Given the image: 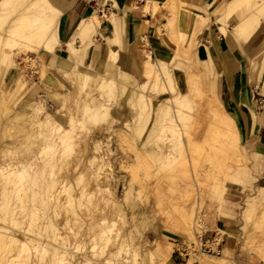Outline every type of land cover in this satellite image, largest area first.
Masks as SVG:
<instances>
[{
    "label": "rangeland",
    "instance_id": "obj_1",
    "mask_svg": "<svg viewBox=\"0 0 264 264\" xmlns=\"http://www.w3.org/2000/svg\"><path fill=\"white\" fill-rule=\"evenodd\" d=\"M246 10L241 6L233 15ZM16 12H10L2 20L5 24L0 30L18 16ZM97 33L92 32L89 47ZM108 41L115 45L110 38ZM10 46L6 45V49L15 52V66L6 69L0 61V165L5 172L0 174V200L13 204H7L13 214L21 211L15 221L8 223L10 231L21 239L23 232L42 230L50 218L55 225L52 229L57 227L58 231L55 236L54 230L48 229L49 240L56 244L57 238L67 239V246L58 250L64 254V264H216L210 255H222L226 246L231 247L224 264H264V158L240 139L234 120L220 105L211 77L193 74L202 93L190 92L188 77L193 67L199 65L193 58L194 40L182 46L184 56H176V50L169 61L153 59L147 53V58L150 56L160 63L162 73L157 81L148 75L147 58L121 43L111 48L117 50L116 55H111L110 49L109 60L100 67L86 58L87 49L77 67L72 61L74 67L63 72L59 80L52 77L56 85L51 87L43 83L44 67L38 63V52H29L19 44ZM85 74L90 77L86 81ZM147 96L152 98L154 113L137 141L130 122L138 108H148ZM168 98H173L176 104L172 112L181 110L185 118V122L183 118L179 121L184 122L182 131L191 134L200 147L191 153L180 152L176 144L179 149L175 148L170 158L152 161L144 150L145 143L154 125L155 111ZM215 105L230 119L234 135L223 136L214 129L215 141L209 144L205 138L211 119L215 118L212 111ZM39 106L43 109L38 110ZM46 111L64 128L72 124L71 117L77 121L65 142L52 143L56 133L39 127L37 122L44 119ZM10 121L15 124L13 139L4 129ZM151 138L163 142L161 133L160 136L153 133ZM162 147L165 149L164 144ZM37 154L41 161L33 159ZM92 162L95 163L91 165ZM97 164L102 168L100 178L93 171ZM16 166L24 167L22 177L10 172ZM20 189L21 194L26 191L27 194L20 197L17 191ZM30 200H40L47 214L42 215L41 211L29 221L24 215L30 209ZM184 212L191 213L188 229L184 225ZM218 219L220 229L210 231V220ZM101 229L110 233L105 230L103 234ZM215 234L222 241L219 254H209L197 247L200 236L211 238ZM9 243H0V258H3L0 264H48L54 259L51 246L45 252H38L32 246L28 251L25 246ZM168 244L172 253L165 260L164 254L156 250L159 245L166 249Z\"/></svg>",
    "mask_w": 264,
    "mask_h": 264
},
{
    "label": "crops",
    "instance_id": "obj_2",
    "mask_svg": "<svg viewBox=\"0 0 264 264\" xmlns=\"http://www.w3.org/2000/svg\"><path fill=\"white\" fill-rule=\"evenodd\" d=\"M228 1L56 0L54 4L61 11V44L55 52L40 49L37 53L42 60L38 59V63L44 67L43 83L48 87L56 85L52 77L59 80L63 72L73 68L72 61L80 60L78 54L68 51L66 43L73 38L78 23L95 13L100 17V26L93 44L81 47V41L77 39L75 45L83 55L88 49L86 58L99 67L101 63L106 64L110 49L117 46L108 41L110 38L114 44L116 29L119 30V42L121 38L122 44L132 47L145 59L149 52L153 59L169 61L175 54L176 43L186 46L194 40L193 58L199 65L193 67L192 74L213 79L220 105L234 120L240 139L264 158V104H259V99L264 97V19L244 40L234 32V27L247 12L242 11L227 20L228 33L223 34L217 18ZM177 31L182 34L179 42ZM92 36L91 33L90 38ZM209 225L210 231L221 226L219 219L216 222L210 220ZM230 247L226 246L220 256L210 255L226 256L223 262L216 264H224Z\"/></svg>",
    "mask_w": 264,
    "mask_h": 264
},
{
    "label": "bare ground",
    "instance_id": "obj_3",
    "mask_svg": "<svg viewBox=\"0 0 264 264\" xmlns=\"http://www.w3.org/2000/svg\"><path fill=\"white\" fill-rule=\"evenodd\" d=\"M241 6H245L247 8V12H246V14H243V16L241 17V21L239 22V24L234 27V32L240 38L246 40L247 38H249L255 32V30L259 26L260 22L262 21V19H264V0H229L227 2V4L225 5L224 9L222 10L221 15L220 16L218 15L217 20L219 22H221L220 25H221L222 33L223 34H227L228 33L227 32V28H226L227 24L225 22L230 16H233V13ZM14 10H17L16 13L18 14V16L17 17L14 16L15 18L12 21L8 22L7 27L5 28L3 26L5 29L0 30V61L3 64L6 65V69H9L12 66H15V64H16L15 60L13 58V55L15 54V52H12L11 48H10L11 50H7L6 49V45H10L11 44V46H12V45H15V44H17V45L19 44V45H21L20 47H25L26 50L29 51V52H36V51L38 52L39 48H42V49H44V50H46L48 52H55L57 47L61 44V39H60V17H61V11H60V9L57 6L52 4L51 0H0V24H1L0 26L5 24V20H4L3 24H2V20L5 19L7 17V15L10 14V12H12V11L14 12ZM148 10H149V8H148ZM18 11H19V13H18ZM239 11H241V10H239ZM239 11H237V12H239ZM203 20L206 22V19H203ZM201 24H202V22H201ZM99 26H100V17L96 13L93 14L92 16L88 17V18H85V19L81 20L78 23L74 34L72 33L73 34V36H72L73 38L66 43L67 47H68V51L70 53H72V54H78L79 55L78 57L81 60L83 58V54L80 53V51L76 47V45H75L76 40L79 39L81 41V44H83V45L89 44L90 43L91 33L94 32V31L97 32V29H98ZM0 29H2V28H0ZM118 31L119 30L116 29V33L117 34H116V37H114L115 39H113L114 40L113 43L115 45L120 44V42H119V37L120 36L118 37V33H119ZM177 35H178V38H180L181 32L177 31ZM17 37H19V39H17ZM177 41L179 42V39H177ZM176 44H178V46L176 45L177 46L176 50L178 52L177 54L175 53L176 56H182L183 54H185L184 48L179 43H176ZM2 46H4L5 49H2ZM176 50H175V52H176ZM111 51L113 52V53H111V55H113V54L116 55L117 54V50L111 49ZM111 55H109V57ZM79 61L74 62V63H76V67H77V63ZM158 64H160V63H156V62L152 61L150 56L146 60V69H147L148 75L153 76L156 79L155 81L161 79V73L162 72H161V69L159 68ZM163 65H165V63H163ZM160 66H162V65H160ZM164 67H163V69H164ZM42 73H43V75L45 74L44 71ZM165 73H167L168 76H170L169 72H166V69H165ZM88 77H89V75L85 76V81L87 80ZM162 78H163V76H162ZM103 79L104 78L101 79L102 83H103ZM188 79H189L188 80V85H189V88H190L189 89L190 92L191 93H195V95H196V93H202L201 88H200V83H199V81H197L195 75L190 74ZM101 81H99V83H101ZM109 83H111V82H109ZM107 86H111V85L107 84ZM112 87L114 89V85ZM102 91H104V90H102ZM102 91H101V93H104ZM111 91H112V89H111ZM164 91H166V90H164ZM108 92H110V91H108ZM106 95H107V93H106ZM175 96H176V94H175ZM185 98L189 101L188 97H185ZM145 102L147 103L148 108L147 109L138 108L136 113H135V116L133 117V119L130 122V126H131V129H132V134L136 136L137 141L141 140L145 130L147 129V127L149 125L148 123L151 120L150 119V115H151V113L152 114L154 113V108H153V103H152L151 96H147L146 99H145ZM174 102L175 101H174L173 98H168V99H166V101H164V103H160L158 108H157V110L155 111L156 114H155L154 125H153V127H151V130L149 131V135L147 137V140H146V143H145V147H144L145 152L147 154H149L151 159L152 158L154 159L152 161H156L158 159H168V158H170V156L173 155L175 148H177L176 150H178L180 148L181 149L180 152L183 150L184 152L188 151V152L191 153L192 151L193 152L197 151V149H199V147H200L199 146L200 143L197 142L196 140H194L192 138L191 134H189L186 131H184V132L182 131V128H181L182 126L181 125L184 124V122H185L184 119L185 118H183V114L181 113V110L177 109V111H176V109L173 108L174 110L172 112V106L176 105V104H174ZM182 102H183V99H182ZM182 102L180 101V103H182ZM177 105H178V103H177ZM212 105L213 104H211V107H212ZM190 106L191 105H189V107ZM98 108H100V107H98ZM42 109L43 108L41 106H39L38 110H42ZM94 109H97V108H94ZM220 109L218 108V105L217 106L215 105V107L212 109V111L214 110V114H215L214 117L215 118L211 119L210 126L208 127V130H207V133H206V138H205V141L207 140V143H209V144H211V143H213L215 141V137L214 136H216V135L213 132L214 129L217 130L218 133L223 135V136H229V135L233 136L234 135L233 125H232L230 119L225 115V112L221 111ZM96 111H94V112L96 113ZM89 112L91 113V111H89ZM106 112H108V110H106ZM85 113H86V111H85ZM103 113H101V114H103ZM44 115H45L44 119H39L38 120V118H37V120H38L37 123H38L39 127L40 128H45L46 130L51 131V132L54 131L56 133V134H54L56 137H52L51 136L52 137L51 142L53 141L52 143H54V142H61V143L65 142L64 140L67 139L68 134H70V132H72L73 124L75 126V123H77V121L75 122L74 118L71 117L69 119V121L71 120L72 124L70 125L69 128H64L55 119L53 114H51V113L46 111V112H44ZM34 116H36V115L34 114ZM37 116H38V114H37ZM180 118L181 119L183 118L182 120L184 122L181 120V122H183V124L182 123L180 124V122H179ZM78 122H80V121H78ZM5 126H6L4 128L5 131H6L5 133H7V136H9L10 139L11 138L13 139L14 132H15V124L10 121V122H7V124ZM153 133H155V134L157 133V134H159V136H160V133H161V135L163 136L162 144H164L165 149L162 147V144H160L158 142L159 138H156L155 141H153V139L151 138ZM52 135H53V133H52ZM126 140H127V137H126ZM129 140H130V138L128 137V141ZM11 141H13V140H11ZM125 142H127V141H125ZM8 143H10V142H8ZM48 143H50V142H48ZM135 144H137V143H135ZM176 144H178L180 147L178 145H176ZM48 145H51V143L48 144ZM48 145H45V146H48ZM206 145H208V144H206ZM139 154L141 155V153H139ZM33 159H36L37 161L38 160L41 161L40 157L38 156V154ZM172 159H169V161L172 160ZM173 161H175V160H173ZM159 162H161V161H159ZM164 162L166 163L165 160H164ZM94 163L95 162H92L91 165H93ZM168 166H169V164H168ZM18 167H21V166H19V163H18ZM18 167L16 166L14 169L10 168V169L13 170V171L11 170L10 172L11 173L14 172L16 174H20V177H22V174L23 175L25 174V169H24V167L23 168H18ZM3 170H4V166L0 165V174L1 175H2L1 172H3V175L5 173ZM27 170H28V168H27ZM8 171L9 170L7 168V172ZM93 171H94L95 176L97 178H100V176L102 174L101 165L98 166V164H97V167L93 166ZM185 171H187V170H185ZM107 182H108V180H107ZM21 186L23 187V183H22V185L19 186V188H21ZM32 186H33V182H32ZM29 187H31V184L29 185ZM17 188H18V186H17ZM21 189L17 190L19 194L22 193ZM24 189H25V187H24ZM15 190H16V186H15ZM26 190H30V188L29 189L27 188ZM26 190H24V191H26ZM55 191H57V190H55ZM51 192L53 193V191H51ZM103 192H104V190H103ZM23 194H25V192ZM23 194H21L20 197ZM26 194H27V191H26ZM55 194H56V192H55ZM44 195H46V193ZM107 199H111V196H108ZM45 201L47 203L48 201H51V200H48V201L45 200ZM31 202L32 203L30 205V209H27V211L25 210L27 213L24 212V213H26L24 216L25 217L27 216L28 217L27 219L29 221H30L31 218L37 216L39 212L41 213V211H42V215L43 214L44 215L47 214L46 213L47 210H45L43 205L41 206L40 200H32ZM8 203H10V201L8 202L7 200H2V201L0 200V243H5L6 241L8 243V241H9L10 243H13L14 246L15 245H21V246H25L28 251H31V249L33 248V249L37 250L38 252H40V251L41 252H43V251L45 252L46 250L49 249V246H51L52 249L54 248V252L58 253V254L54 253V259L52 260V262L48 263L46 261V263H48V264H64V260H65L64 259V254H61V252L58 251V250H60V248H62V247L65 248L67 246V239H65V236L62 239L60 238L61 240H59V238H57V239H55L56 244L51 242L52 240L51 241L49 240L48 229L54 230V233H53V231H52V233L55 234V236H56V233H57L56 231H58V229H56L57 227L52 229L55 226V225H53L52 220L50 218H48L49 219L48 222H45L44 224L42 223L43 224L42 228H41L42 230H40V231H38V230L33 231L32 230V231H29V232H23L21 234L22 237L20 239V235L17 236V234H15L14 232L10 231L11 229L9 230V226L8 225H10V224H8V223L13 221V220L15 221L16 218H17V216H16L17 213H20V215H21V211L19 212V210H18L17 213L13 214V212H11L12 207L9 208V206L13 205V204L10 203V205H7ZM22 212H23V210H22ZM183 217H184V220H185V224L184 225H186V229H188V227L192 223V221H191V213L190 212L189 213H185ZM76 218H77V220H80V219H78L77 214H76ZM193 222H195V221H193ZM197 223L198 222H196V224ZM65 224H67V223L65 222ZM92 225H94V223H92ZM106 229H101L103 232L101 230L100 231L103 234H105L106 231L108 230V229L107 230ZM45 230H47V231L44 233L43 231H45ZM107 232L110 233V231H107ZM29 233H32V234H29ZM46 233H48V235H46ZM77 233L78 232L74 231V235H77ZM102 233H101V235H102ZM53 234H52V237L54 236ZM96 236H97V233H96ZM107 236H106V241L108 240ZM103 237L105 238V235ZM188 237H189V235H188ZM31 246H32V248H31ZM197 247L200 248L199 238H198V246ZM192 248H193V251H195V247L192 246L191 249ZM156 251H159L161 254H164L165 258L172 253V250L169 247V244H168V247H166V249H163L161 246H158ZM7 252L9 253V251H7ZM6 255H8V254H6ZM40 255H42V254L40 253ZM43 257H44V255H43ZM225 257L226 256L211 257V258L220 263V262H223L225 260ZM2 259L3 258L1 257L0 261ZM42 261H44V260L42 259ZM119 263H121V262H119ZM205 263H207V262H205Z\"/></svg>",
    "mask_w": 264,
    "mask_h": 264
},
{
    "label": "built area",
    "instance_id": "obj_4",
    "mask_svg": "<svg viewBox=\"0 0 264 264\" xmlns=\"http://www.w3.org/2000/svg\"><path fill=\"white\" fill-rule=\"evenodd\" d=\"M259 104H264V97L259 99ZM217 235L211 238H204V236L199 237L200 241V250L207 253L219 254L221 251V240H217Z\"/></svg>",
    "mask_w": 264,
    "mask_h": 264
}]
</instances>
